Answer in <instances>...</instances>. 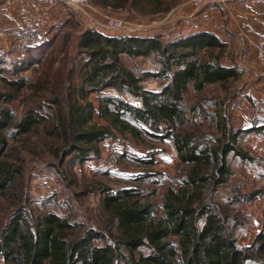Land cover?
<instances>
[{"label": "trees", "instance_id": "1", "mask_svg": "<svg viewBox=\"0 0 264 264\" xmlns=\"http://www.w3.org/2000/svg\"><path fill=\"white\" fill-rule=\"evenodd\" d=\"M180 1L94 0L103 7H128L141 15L168 13ZM224 46L207 31L165 43L159 36H112L88 28L80 35L62 93L56 85L49 88V74L33 85L26 77L6 81L14 93L2 95L3 102L10 103L24 88L34 89L40 101L27 107L20 118L10 107L0 109V190L5 195L23 176L22 167L5 159L9 138L19 139L42 127L47 136L62 140L56 152L61 166L67 158L75 166L100 153L99 145L115 137L112 127L141 135L127 121L130 118L149 130L162 129L160 136L172 139L178 158L190 170L178 190L168 191L164 214L157 221L153 205L141 204L135 192L106 196L104 207L110 213V227L115 229L108 234L94 228L81 230L54 212L39 215L35 222L26 213L16 212L0 233L3 264H264V219L253 244L240 246L235 234L238 220L234 223V216L215 201V193L231 175L228 157L232 154L244 163L254 160L239 144L242 134L251 130L230 127L218 112L215 120L222 137L216 142H200L180 131L188 123L190 90L199 93L208 85L227 84L237 76L234 68L221 63ZM217 49L222 52L215 53ZM26 50L28 59L18 63L21 70L39 63L33 59L34 46ZM204 50L206 57L201 55ZM125 57L152 58L158 71L139 73L126 65ZM151 78L163 81L160 90L145 89L144 83ZM109 89L116 95L106 94ZM47 91L53 98L40 96ZM92 94L97 95L98 110L90 100ZM44 106H57L59 114L50 117ZM97 112L108 125L88 124ZM50 119L54 125L48 127ZM171 237L178 238L179 249L168 241ZM99 240L103 245L96 243Z\"/></svg>", "mask_w": 264, "mask_h": 264}, {"label": "rangeland", "instance_id": "2", "mask_svg": "<svg viewBox=\"0 0 264 264\" xmlns=\"http://www.w3.org/2000/svg\"><path fill=\"white\" fill-rule=\"evenodd\" d=\"M231 1L243 0L200 5L194 0H182L168 13L141 15L128 7L113 9L89 0L85 7L88 16L77 14L78 17L68 22L64 13L79 10L66 7L61 1H37L35 17L23 20L19 26L30 23L36 27L40 40L34 46L33 59L39 63L21 70L18 63L28 59V53L15 40L12 48L15 54L0 56V109L10 107L16 118H20L27 107L40 101L39 95L31 88L15 94L16 98L10 103L2 101V95L14 93L6 81H18L21 77L28 78V83L33 85L49 74V88L56 85L59 94L62 93L66 71L77 55L79 34L88 28L112 36H159L168 43L198 31L208 32L212 11L222 13V8ZM113 24L118 27L113 29ZM231 42L224 46L223 52L217 49L215 53H223L221 63L234 68L237 76L227 84L208 85L199 93L190 90L186 100L188 123L180 131L200 142H216L222 137L215 120L218 112L228 119L230 127L251 130L242 134L239 144L254 160L244 163L231 154L227 162L231 175L215 193L216 203L234 216V223L238 220L235 234L238 244L244 247L253 244L263 228L264 219V130H260L264 125V66L259 62L257 49L255 55L248 49L244 54L238 53L235 48L237 40L232 38ZM206 52L201 53L202 57L208 56ZM124 60L128 67L139 73L158 71L152 58L134 60L125 57ZM162 86L163 81L159 78H151L144 83L145 89L150 91H158ZM105 93L116 95L112 89ZM40 96L45 100L53 98L48 91ZM90 100L98 110L97 95L92 94ZM43 111L53 118L59 114L57 106H44ZM127 121L141 135L122 133L119 128L112 127L115 137L99 145L100 153L75 166H70L69 158L61 166L56 152L62 140L47 136L43 127L19 139L9 138L5 159L22 167L23 176L15 182L9 195L0 190V233L11 216L22 211L31 222H35L39 215L54 212L80 226L81 230L94 228L108 234L109 230L115 229L110 227L111 217L104 207V199L125 191L137 193L135 199L143 205L151 203L153 218L159 220L164 214L163 204L168 191L178 190L190 167L178 158L172 139L160 136L164 132L162 129L155 132L146 126H138L130 118ZM53 123L54 120L50 119L48 127ZM94 123L108 125L98 112L88 124ZM143 129L158 136L149 135ZM261 192L263 194L257 198H250L252 194ZM168 241L179 249L177 237ZM96 243L103 245L101 240ZM0 264H3L1 256Z\"/></svg>", "mask_w": 264, "mask_h": 264}, {"label": "crops", "instance_id": "3", "mask_svg": "<svg viewBox=\"0 0 264 264\" xmlns=\"http://www.w3.org/2000/svg\"><path fill=\"white\" fill-rule=\"evenodd\" d=\"M37 1L60 0H0V56L5 53L15 54L12 48L15 34L22 26L19 24L35 17ZM60 5L62 6L61 3ZM222 9V13L212 11L213 18L211 17L208 23V32L213 33L225 45L231 44L232 38L237 40L235 48L238 53L244 54L246 49L254 53L257 47L264 43V0L231 1ZM76 10L79 11L64 13L67 22L73 17H78L77 14L88 16L85 7ZM206 13L208 14V10L204 12L205 15ZM80 35L81 33L79 38Z\"/></svg>", "mask_w": 264, "mask_h": 264}, {"label": "built area", "instance_id": "4", "mask_svg": "<svg viewBox=\"0 0 264 264\" xmlns=\"http://www.w3.org/2000/svg\"><path fill=\"white\" fill-rule=\"evenodd\" d=\"M63 5L66 7H74L76 9H83L89 3V0H60ZM196 4H204V3H226L228 0H194ZM111 27L117 28V24L111 25ZM15 42L23 48L33 47L35 46L39 40L40 36L36 29V27L30 23H27L23 27H21L15 34L14 37ZM257 56L259 62L264 66V43L260 44L257 47Z\"/></svg>", "mask_w": 264, "mask_h": 264}]
</instances>
